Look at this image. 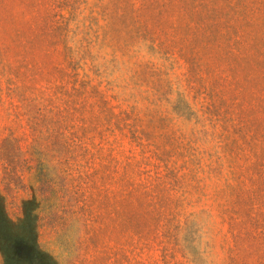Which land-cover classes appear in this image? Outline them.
Masks as SVG:
<instances>
[{
  "label": "rangeland",
  "instance_id": "374dc122",
  "mask_svg": "<svg viewBox=\"0 0 264 264\" xmlns=\"http://www.w3.org/2000/svg\"><path fill=\"white\" fill-rule=\"evenodd\" d=\"M0 212L41 264H264V0H0Z\"/></svg>",
  "mask_w": 264,
  "mask_h": 264
},
{
  "label": "trees",
  "instance_id": "16d2710c",
  "mask_svg": "<svg viewBox=\"0 0 264 264\" xmlns=\"http://www.w3.org/2000/svg\"><path fill=\"white\" fill-rule=\"evenodd\" d=\"M7 222V223H6ZM0 212V232L3 239L2 264H41L43 253L29 232L30 222L24 216L9 223Z\"/></svg>",
  "mask_w": 264,
  "mask_h": 264
}]
</instances>
